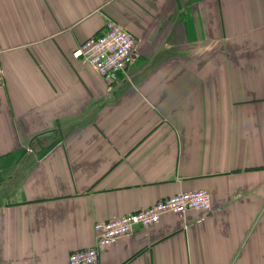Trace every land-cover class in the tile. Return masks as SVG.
I'll return each instance as SVG.
<instances>
[{
  "label": "crops",
  "instance_id": "0c3cea01",
  "mask_svg": "<svg viewBox=\"0 0 264 264\" xmlns=\"http://www.w3.org/2000/svg\"><path fill=\"white\" fill-rule=\"evenodd\" d=\"M136 38L107 77L77 55ZM0 264H69L94 224L194 189L93 264H264V0H0Z\"/></svg>",
  "mask_w": 264,
  "mask_h": 264
},
{
  "label": "built area",
  "instance_id": "2783aa9c",
  "mask_svg": "<svg viewBox=\"0 0 264 264\" xmlns=\"http://www.w3.org/2000/svg\"><path fill=\"white\" fill-rule=\"evenodd\" d=\"M134 35L120 23L108 19L104 30L87 38L78 47L77 55L103 76L113 77L125 71L136 54ZM0 63V84L4 81ZM211 207V194L206 189L184 190L157 200L144 208L121 214L94 224L97 244L71 252L69 264H92L98 260L100 248L116 243L131 233L135 226L147 227L158 222L166 212Z\"/></svg>",
  "mask_w": 264,
  "mask_h": 264
},
{
  "label": "rangeland",
  "instance_id": "374dc122",
  "mask_svg": "<svg viewBox=\"0 0 264 264\" xmlns=\"http://www.w3.org/2000/svg\"><path fill=\"white\" fill-rule=\"evenodd\" d=\"M135 37V36H134ZM135 42H136V38H135ZM135 47H136V45H135ZM136 49V48H135ZM194 209H201V208H194ZM135 211V210H134ZM170 212H172V211H170ZM176 213H178V212H176ZM183 213V212H182ZM100 221H102V220H100ZM104 221V220H103ZM139 227V226H138ZM138 227H136V228H138ZM135 227H134V229H136ZM95 229V228H94ZM96 232V231H95ZM103 248V247H102ZM101 249V248H100ZM99 255H100V251H99ZM98 259H99V257H98ZM98 261V260H97ZM96 261V262H97ZM95 263V262H94ZM93 264V263H92Z\"/></svg>",
  "mask_w": 264,
  "mask_h": 264
},
{
  "label": "water",
  "instance_id": "95a60500",
  "mask_svg": "<svg viewBox=\"0 0 264 264\" xmlns=\"http://www.w3.org/2000/svg\"><path fill=\"white\" fill-rule=\"evenodd\" d=\"M138 227V226H135V228Z\"/></svg>",
  "mask_w": 264,
  "mask_h": 264
},
{
  "label": "trees",
  "instance_id": "16d2710c",
  "mask_svg": "<svg viewBox=\"0 0 264 264\" xmlns=\"http://www.w3.org/2000/svg\"><path fill=\"white\" fill-rule=\"evenodd\" d=\"M121 73V72H120Z\"/></svg>",
  "mask_w": 264,
  "mask_h": 264
}]
</instances>
